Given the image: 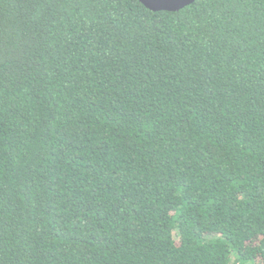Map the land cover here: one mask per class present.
Masks as SVG:
<instances>
[{
    "label": "trees",
    "instance_id": "1",
    "mask_svg": "<svg viewBox=\"0 0 264 264\" xmlns=\"http://www.w3.org/2000/svg\"><path fill=\"white\" fill-rule=\"evenodd\" d=\"M0 264H264V0H0Z\"/></svg>",
    "mask_w": 264,
    "mask_h": 264
},
{
    "label": "water",
    "instance_id": "2",
    "mask_svg": "<svg viewBox=\"0 0 264 264\" xmlns=\"http://www.w3.org/2000/svg\"><path fill=\"white\" fill-rule=\"evenodd\" d=\"M151 10H179L195 0H139Z\"/></svg>",
    "mask_w": 264,
    "mask_h": 264
}]
</instances>
